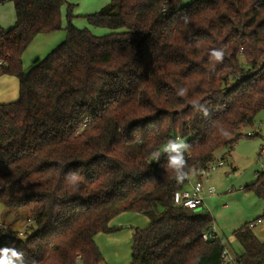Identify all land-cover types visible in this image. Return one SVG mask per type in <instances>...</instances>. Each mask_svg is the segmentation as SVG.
<instances>
[{
	"label": "trees",
	"instance_id": "obj_1",
	"mask_svg": "<svg viewBox=\"0 0 264 264\" xmlns=\"http://www.w3.org/2000/svg\"><path fill=\"white\" fill-rule=\"evenodd\" d=\"M13 2L0 76L18 79L19 97L0 103V204L25 210L35 230L18 237L0 222V249L36 264H103L96 235L137 212L151 223L133 232L131 264H229L211 214L175 195L218 151L231 155L264 111V0H110L86 15L111 30L102 36L74 26L66 0ZM65 4L66 40L25 71V50L63 28ZM168 140L189 145L181 182L164 155L153 158ZM244 190L264 200V172ZM233 233L243 248L235 264H264L250 223Z\"/></svg>",
	"mask_w": 264,
	"mask_h": 264
},
{
	"label": "rangeland",
	"instance_id": "obj_2",
	"mask_svg": "<svg viewBox=\"0 0 264 264\" xmlns=\"http://www.w3.org/2000/svg\"><path fill=\"white\" fill-rule=\"evenodd\" d=\"M66 1L73 4L71 23L74 26L80 29L88 28L97 36L110 33L109 28L93 26L86 18V15L99 11L110 0ZM191 1L184 0V4ZM67 14L68 4H65L63 6V28L38 35L25 50L22 57L25 71L41 62L66 40L67 31L65 28L69 22ZM13 20L14 18L8 25L2 27L13 24ZM1 77L9 79L11 82L7 85L8 97L5 101L0 99V103L17 100L19 97L18 79L9 75ZM249 132L253 133L252 137L247 136ZM244 134L231 155H225V159H221L225 152L218 151L217 157L224 161L225 165L214 171L210 177L216 194L207 196L206 205L204 204L205 206L198 210L202 214L209 213L214 218L215 233L219 235L234 261L239 254L243 253V248L233 232L244 224L255 222L252 232L258 240L264 242V200L253 191L244 190L246 185L255 181L257 172H264V155L261 156V148L264 146V111L258 114L255 125L246 129ZM194 179L195 176L191 175L186 187L189 188V183ZM19 211V215L15 216L16 211L14 209L6 208L0 204V222L4 221L11 224L13 234L24 237L31 234L35 227L33 223H30L28 227L25 226L28 217L27 212L25 210ZM260 217L262 218L261 222H258L257 219ZM150 223L148 216L137 212H124L113 218L109 226L114 228V231L100 232L95 237L104 259L103 264H131L133 232L136 228H146ZM21 231L24 232L22 235L20 234ZM229 264H235V262L232 261Z\"/></svg>",
	"mask_w": 264,
	"mask_h": 264
},
{
	"label": "clouds",
	"instance_id": "obj_3",
	"mask_svg": "<svg viewBox=\"0 0 264 264\" xmlns=\"http://www.w3.org/2000/svg\"><path fill=\"white\" fill-rule=\"evenodd\" d=\"M184 19L187 20V17ZM223 55V51L221 50H213L211 52V57L216 61H222ZM183 94L184 91L181 90L180 95ZM197 109L203 112L205 116L208 115V109L205 106L198 105ZM221 131H223V129H221ZM224 134L227 135V132H224ZM188 148L189 145L181 140H168L161 151L153 153V158L159 161L161 155H164L166 157V162L161 165V167L169 174L171 179L181 182L189 174L187 170V161L184 155ZM71 177L73 181L77 179L75 173L71 174ZM0 264H36V261H27L23 252L12 247H4L0 249Z\"/></svg>",
	"mask_w": 264,
	"mask_h": 264
},
{
	"label": "built area",
	"instance_id": "obj_4",
	"mask_svg": "<svg viewBox=\"0 0 264 264\" xmlns=\"http://www.w3.org/2000/svg\"><path fill=\"white\" fill-rule=\"evenodd\" d=\"M2 62H0V65ZM248 136H253L252 132L247 134ZM264 155V146L261 148V156ZM225 162L222 160H218L216 162H211L207 165L205 169L200 170L198 173L194 171L192 176H195V179L189 183V188L178 191L175 195V201L178 205H183L187 208L198 209L205 204V200L207 196H213L216 194L215 188L211 183V174L218 170L220 167H223ZM199 176V178L196 177ZM260 222V220L258 221ZM255 226V222L250 223V227L253 228ZM24 232H20L22 235ZM204 239H208L211 237V233H204ZM223 258L226 262H235L229 252H226L223 255ZM78 259H81V256L78 255Z\"/></svg>",
	"mask_w": 264,
	"mask_h": 264
},
{
	"label": "crops",
	"instance_id": "obj_5",
	"mask_svg": "<svg viewBox=\"0 0 264 264\" xmlns=\"http://www.w3.org/2000/svg\"><path fill=\"white\" fill-rule=\"evenodd\" d=\"M14 13H15V15H14ZM12 18H14L13 24H11L7 27H2L4 25L5 26L8 25L10 23V21L12 20ZM15 22H16V11H15V5H14L13 0H0V23H1L0 28H4V29L11 28L14 26ZM9 82H11V81H9V79H6L5 77L0 76V95L2 96V97L0 96L1 100L5 101V99L9 95V92L7 90L8 89L7 85L9 84ZM1 87H2V89H1ZM205 205H203V206H205ZM260 222H261V220H260Z\"/></svg>",
	"mask_w": 264,
	"mask_h": 264
}]
</instances>
